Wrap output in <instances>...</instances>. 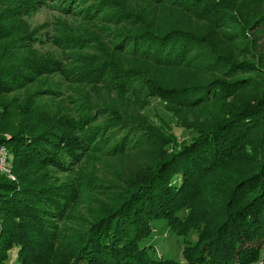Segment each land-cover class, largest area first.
<instances>
[{"label":"trees","instance_id":"16d2710c","mask_svg":"<svg viewBox=\"0 0 264 264\" xmlns=\"http://www.w3.org/2000/svg\"><path fill=\"white\" fill-rule=\"evenodd\" d=\"M170 1L177 10L207 18L227 47H217L197 33L181 38L175 26L138 37V42L127 41L156 64L192 70L200 66L203 76L212 74L201 81L192 77L179 86L156 85L155 94L188 109L217 100L222 104L216 114L223 117L212 127L197 129L190 142L174 144L171 152L164 150L153 167L136 174L129 190L102 207L87 227L67 237L59 223L65 220L68 199L44 176L24 174H30L25 171L31 165L59 166L62 160L50 154L53 147L62 152L65 146L68 157L77 158L94 141L85 139L74 147L75 130H83L81 124L71 133L55 136L20 131L7 137L0 129V147L9 151L15 178L0 172V264H9L13 252L20 264H253L259 260L264 246V137L249 152L243 146L251 145L247 140L264 128V55L248 48H256L264 39V8L255 11L252 4L258 0L248 1L249 15L239 18L244 2L236 12L229 0ZM10 39L1 29L0 97L25 88L34 82V74L51 69L49 62L23 60L21 51L12 52V44L5 45ZM238 53L251 59H238ZM110 72L101 77L113 88H124L132 80L131 72ZM128 142L124 140L122 146ZM241 154L243 168L222 180L219 172L237 163ZM185 209L191 212L190 224L195 219L206 224L198 242L183 253L182 262L155 261L150 245H144L156 232L154 223L165 221L176 227Z\"/></svg>","mask_w":264,"mask_h":264},{"label":"rangeland","instance_id":"374dc122","mask_svg":"<svg viewBox=\"0 0 264 264\" xmlns=\"http://www.w3.org/2000/svg\"><path fill=\"white\" fill-rule=\"evenodd\" d=\"M248 1L253 2L229 0L236 12L238 5L246 3L239 18L249 15ZM252 5L255 11L264 8L259 0ZM172 26L181 31V38L197 33L217 47H227L207 18L177 10L170 0H0V30L11 36L5 45L12 44V52L21 51L23 60L34 58L51 67L44 74H34V82L25 88L0 97L3 135L21 131L29 136L43 132L55 136L71 133L81 124L83 130H75L74 147L85 139L94 141L77 158H69L65 146L62 152L53 147L50 154L62 160L59 166L31 165L25 171L30 174H24L44 176L50 187L68 199L65 220L59 223L66 237L83 230L102 207L129 190L136 174L153 167L164 150L171 152L174 144L190 142L197 129L212 127L223 117L216 114L222 104L217 100L188 109L170 105L155 94L156 85L179 86L192 77L201 81L212 75L203 76L200 66L192 70L156 64L127 41L138 42V37ZM263 45L264 39L256 48H248L264 55ZM236 57L251 59L243 53ZM112 69L131 72V82L121 89L111 87L101 75ZM263 137L264 128L252 134L247 140L251 145L243 148L249 152ZM126 139L128 144L122 146ZM7 154L10 158L8 150ZM236 160L219 172L222 180L243 168L242 154ZM7 167L12 175L9 163ZM190 215V210L182 211L176 227L165 221L154 223L156 232L144 242L150 245L151 258L183 261V253L196 245L206 226L201 219L190 224ZM9 264H20L16 252L10 254ZM253 264H264V246Z\"/></svg>","mask_w":264,"mask_h":264},{"label":"built area","instance_id":"2783aa9c","mask_svg":"<svg viewBox=\"0 0 264 264\" xmlns=\"http://www.w3.org/2000/svg\"><path fill=\"white\" fill-rule=\"evenodd\" d=\"M8 154L7 149L5 147L0 148V171L7 173L11 179L15 180V178L10 175V171L8 169Z\"/></svg>","mask_w":264,"mask_h":264}]
</instances>
